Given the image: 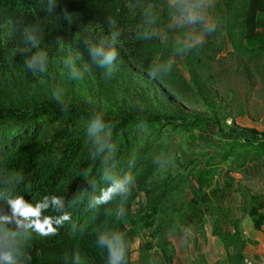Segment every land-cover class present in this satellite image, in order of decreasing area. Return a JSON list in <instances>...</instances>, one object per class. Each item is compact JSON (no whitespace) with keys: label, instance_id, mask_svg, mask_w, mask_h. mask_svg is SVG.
Masks as SVG:
<instances>
[{"label":"trees","instance_id":"trees-1","mask_svg":"<svg viewBox=\"0 0 264 264\" xmlns=\"http://www.w3.org/2000/svg\"><path fill=\"white\" fill-rule=\"evenodd\" d=\"M138 1L57 0L55 9L48 12L47 0H0V24L21 49L27 45L23 40V29L15 23L17 17H23L26 26H41L42 39L33 52H47V71L38 74L49 84V62L60 48L61 41H69L82 59L88 60L85 42H101L97 29L108 37L110 28L107 19L111 17L121 31L117 44L123 49L125 57L134 68L147 74L154 62L168 58L164 57V42L136 38L137 29L144 19L143 8L147 5L155 7L159 13L158 26L163 29L167 24V9L165 5L157 7L159 0ZM215 2L219 11L225 12L217 23L218 31L211 35L216 51L223 49L227 39L231 48L227 55L243 60L246 72L256 76L264 86V0ZM6 46L0 40V189L4 188L9 175L19 172L24 176V182L17 187L18 194L24 195L33 204L45 196L63 197L65 210L71 214V222L59 227L55 236L34 237L32 247L36 251L29 249L33 255L32 264H72L73 252H79L81 264H104L103 254L94 243L97 231L105 228L123 231L131 241L135 237L131 201L141 192L148 194L159 185L156 181H160L155 199V205H158L168 193L177 189L181 180H187V177L181 176V170L193 167L197 186L183 224L196 227L199 219H194L195 214L201 208H218V205L215 206L216 192L207 194L205 189L219 174L222 165L242 169L251 161L264 163V134H245L235 128L224 130L213 120L172 118L133 111L110 116L91 104L74 99H64L69 109L62 111L49 91L44 94L36 90L37 85L33 81L29 83L34 78H28L31 72L24 67V54L21 63H15ZM208 51L207 44H204L198 52L185 57L189 61L195 55H206ZM174 64L167 77L158 79L166 82L176 80ZM93 111L100 112L106 121L116 124L112 136V142L117 145L116 175L123 177L128 174L134 178L126 203L127 215L123 219H117L114 212L108 211L114 210L119 198L99 208L88 206L89 198L106 187L101 180V161L90 156L87 123ZM140 119L147 121L146 129L138 127ZM184 133H187L188 152L174 149L170 156L174 166L170 164L160 168L155 164V157L161 154L169 156L165 151L168 145L176 135L183 136ZM129 161H133L131 166ZM86 169L89 170L87 177L83 175ZM90 183H95V189L89 187ZM82 190H86L87 195H82ZM258 207L250 206L247 213L253 228L261 231L264 214ZM44 214L56 215L51 211ZM221 222L232 226L231 231L214 228V235L226 247L230 264H245V243L238 227L239 220L229 218L226 211L217 216L215 226Z\"/></svg>","mask_w":264,"mask_h":264},{"label":"rangeland","instance_id":"rangeland-1","mask_svg":"<svg viewBox=\"0 0 264 264\" xmlns=\"http://www.w3.org/2000/svg\"><path fill=\"white\" fill-rule=\"evenodd\" d=\"M163 5L164 0H159L157 7ZM210 11L217 23L225 13L219 11L215 2ZM218 29L217 24L216 31ZM180 32H173L163 48L164 57L175 61L176 80L166 82L150 78L131 65L118 44L115 45L119 53L118 69L112 78H106L102 68L90 59H82L69 41H61L49 62L50 83L46 84L47 80H42L43 76L38 73L28 76L34 78L29 83L33 81L37 91L44 94L49 91L52 97L54 89H62L63 99L91 104L110 116L133 111L172 118L200 117L216 121L224 130L235 128L245 134H264V86L256 76L246 72L243 60L227 55L231 51L228 40H224L222 50L216 51L215 41L208 36L205 43L208 53L202 57L195 55L187 61L185 56H173L172 42L182 35ZM96 33L100 34L101 42L107 41L108 37L101 30L97 29ZM0 40L8 45L11 60L21 63V48L10 39L1 24ZM68 55L77 57L79 69L83 70L87 65L88 70L80 80L70 79L63 67L62 61ZM177 148L188 152L187 133L176 135L165 150L166 154L172 156ZM194 174V167L181 170V176L187 180H181L177 189L168 193L158 205H155V199L160 181H156L159 185L148 194L141 192L131 201L135 215L131 264H147L151 258H155L157 264H230L226 247L214 235L215 227L232 230L228 223L221 222L217 226L214 223L217 216L226 211L229 218L239 220L238 227L245 243L244 259L253 264H264V229L255 230L247 213L253 205L261 207L264 214V163L251 161L242 169L222 165L219 174L205 189L207 194L216 192L215 206L219 209L201 208L195 214L194 219H199L196 227L183 224L197 186Z\"/></svg>","mask_w":264,"mask_h":264},{"label":"clouds","instance_id":"clouds-1","mask_svg":"<svg viewBox=\"0 0 264 264\" xmlns=\"http://www.w3.org/2000/svg\"><path fill=\"white\" fill-rule=\"evenodd\" d=\"M215 0H164L167 9V24L164 29L158 26L159 13L153 5L143 8V23L138 27L136 38L149 41L159 39L167 43L169 33L183 30L182 35L177 36L172 42L173 56H186L189 53L198 52L206 43V38L217 30V22L211 15ZM57 6V0H47L48 12H52ZM18 27L23 29V40L27 47L19 52L24 54V67L31 73L44 74L47 71L48 55L45 51H35L40 45L42 31L39 24L25 25L23 17H17L15 21ZM107 23L110 32L106 42L95 43L86 41L88 56L91 62L104 70L106 78H112L118 69L117 41L121 31L114 19L109 17ZM77 57L68 55L62 63L70 79L80 80L87 65L83 70L76 64ZM174 59L154 62L147 73L152 79L167 77L173 69ZM53 97L61 105L62 111L67 112L69 106L63 99V90L54 89ZM115 122L106 121L103 114L93 111L90 113L87 123V136L91 142L90 156L93 160L99 159L103 165L101 180L106 187L99 190L98 195H92L88 200L89 208H99L109 205L114 201L116 206L114 216L123 219L127 215L126 203L131 195L134 178L125 174L123 177L116 175L115 158L117 145L112 142ZM138 127H148L145 119L139 120ZM154 163L160 168H166L173 160L167 155H157ZM133 161H129L131 166ZM83 175L87 177L89 170ZM24 182V176L19 172H13L0 189V264H32L36 250L32 247L34 237L47 238L55 236L58 228L66 222H71V214L65 210V199L59 196H45L35 204L18 194L17 187ZM89 187L95 189V183ZM82 195H87L82 190ZM54 212L56 215H45V212ZM95 247L103 254L104 264H129L133 254L132 243L123 231L105 228L97 231ZM72 264H81L79 252H73ZM147 264H157L155 258L147 261ZM246 264L250 262L246 261Z\"/></svg>","mask_w":264,"mask_h":264},{"label":"built area","instance_id":"built-area-1","mask_svg":"<svg viewBox=\"0 0 264 264\" xmlns=\"http://www.w3.org/2000/svg\"><path fill=\"white\" fill-rule=\"evenodd\" d=\"M244 261H245V264H246V261H247V262H250V264H253L251 261H249V260H247V259H245Z\"/></svg>","mask_w":264,"mask_h":264},{"label":"crops","instance_id":"crops-1","mask_svg":"<svg viewBox=\"0 0 264 264\" xmlns=\"http://www.w3.org/2000/svg\"><path fill=\"white\" fill-rule=\"evenodd\" d=\"M216 6L218 5L217 2H215ZM264 229V228H263Z\"/></svg>","mask_w":264,"mask_h":264}]
</instances>
